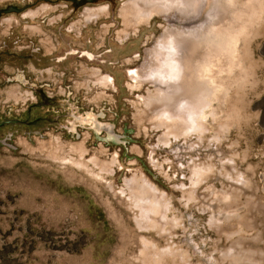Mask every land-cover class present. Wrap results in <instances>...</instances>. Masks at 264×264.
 Returning a JSON list of instances; mask_svg holds the SVG:
<instances>
[{
	"label": "rangeland",
	"instance_id": "1",
	"mask_svg": "<svg viewBox=\"0 0 264 264\" xmlns=\"http://www.w3.org/2000/svg\"><path fill=\"white\" fill-rule=\"evenodd\" d=\"M129 1L0 0V121L20 120L0 129V264H264V0L211 65L203 131L186 135L159 126L161 103L144 102L165 88L159 79L131 73L156 65L168 30L206 21L212 0L195 19L171 10L138 24ZM102 4L110 13L87 19ZM11 5L35 14L23 24L38 27L25 32L39 52L16 55L23 31L2 12ZM188 48L179 55L205 50ZM21 63L42 97L2 76ZM196 164L206 170L193 183ZM132 178L164 194L165 223L140 222Z\"/></svg>",
	"mask_w": 264,
	"mask_h": 264
},
{
	"label": "bare ground",
	"instance_id": "2",
	"mask_svg": "<svg viewBox=\"0 0 264 264\" xmlns=\"http://www.w3.org/2000/svg\"><path fill=\"white\" fill-rule=\"evenodd\" d=\"M206 1L130 0L126 13L130 14L129 17L134 23H138L140 18L149 21L153 13H169L171 10L195 19L201 13ZM262 2V0H248L242 8L241 5L237 6V8L245 9L244 11H235L234 0H212L211 9L206 13V21L188 27L184 33L175 34L168 30L162 40H159V50H156L155 55L156 65L147 67L143 73L138 71L131 73L133 78L148 79L150 82L159 79L165 86V88H157L153 95L144 98L146 106L162 104V109L154 115L158 118L159 126L171 121L174 122L180 134L203 131L204 109L209 106L214 90V87L210 85L208 73L211 65L219 55L223 58L231 55L230 41L235 39L238 32L235 25L238 20L242 25L245 22H251L254 15L250 12L259 11L263 6ZM197 43H200L201 48H205L200 55L199 52L194 58L193 54L188 55L189 58L186 55L184 57L179 55L182 46L196 50ZM167 88L169 90L172 88L175 94L179 95L175 96L174 92L168 91ZM166 141L167 136L164 142ZM205 170L204 166L193 165L191 168L193 183L201 179ZM126 184L134 204L140 209V222L152 223V219L160 215L162 223H165L169 204L164 194L158 193L146 179H143L141 183L136 178H132L128 179ZM250 256L252 253L248 255ZM250 259V263L254 264Z\"/></svg>",
	"mask_w": 264,
	"mask_h": 264
},
{
	"label": "flooded vegetation",
	"instance_id": "3",
	"mask_svg": "<svg viewBox=\"0 0 264 264\" xmlns=\"http://www.w3.org/2000/svg\"><path fill=\"white\" fill-rule=\"evenodd\" d=\"M67 1L70 2V3H73L74 5H76V4H79L81 1H90V0H67ZM102 5H104V4H102ZM104 6H106V8L102 7V8H99V10L97 9V11H96V9L95 10H93V9H89L88 10L87 9V13L86 14L88 16H90V17H87V19H91L92 17L93 18L94 17H96V18L99 17V12L100 11H102V13L104 12L101 15L109 14L110 13L109 4L104 5ZM86 8H95V6L94 7L86 6L84 8V11L82 12V16H83L82 18L83 19L80 20V21L84 20L85 22H87L85 20V17H84ZM57 10H59V8ZM57 10L53 9V10H50V11L52 13H54ZM71 11H73V9ZM2 12H12V13H14V16H12L11 18L6 19V21L10 22V24L12 23V21L16 22V23H13V25H11V27H15L16 26V27H19L21 29V31H23V36L18 38L21 42L23 41V43H21V48H18L19 51L15 52L16 55L22 56V55H24V50L25 49H31V48L34 49L35 51L39 52L40 51V46H39V44L36 43V41H38V39L33 34H28V33L25 32L26 29H29L30 32H32L33 30H35L38 27L35 26V25H32V24H23L24 21L30 22V15L33 17L35 14H31L30 13V12H32L31 10H27V9H24L22 6L19 7V6H15V5H11V6L7 7V8H3ZM63 17H65V16L63 15V12H61L58 15L52 17L49 21L51 23H53L54 21H57L58 19L61 20ZM140 22H142V20H140L138 23H140ZM9 25H7V26H9ZM29 30H28V32H29ZM66 30H69V31L75 30L76 32H80L81 33L80 25H78V24L70 25ZM7 54H11V53H7ZM43 55H46V54H43ZM11 56H12V54H11ZM25 65L26 64L21 63L20 66H16L15 68H13L12 72H6V71L3 72L2 76L5 77L6 80H14V81L19 82L20 85H22L24 87L25 91L29 90V91H31V93H33V94L35 93L37 96L42 97L44 95V92H45L43 90L44 84H42L41 82H37V80L34 78L33 74H27ZM43 100H44V103L45 102H49V100H47L45 97H43ZM85 118L93 120L94 126H97V123L95 122L94 117H93L92 114H90V115L88 114V116L85 117ZM19 121L20 120L18 118L11 119V118H8V116L6 115L5 119L3 121H0V129L3 127V125L18 123Z\"/></svg>",
	"mask_w": 264,
	"mask_h": 264
}]
</instances>
